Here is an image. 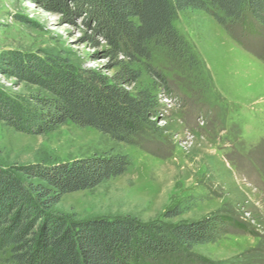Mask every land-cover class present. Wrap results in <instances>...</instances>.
<instances>
[{
	"label": "rangeland",
	"instance_id": "obj_1",
	"mask_svg": "<svg viewBox=\"0 0 264 264\" xmlns=\"http://www.w3.org/2000/svg\"><path fill=\"white\" fill-rule=\"evenodd\" d=\"M81 21L64 18L44 0H0V93L37 92L7 72L8 61L19 57L103 66V44L93 47L84 38L89 30ZM173 25L188 57L150 44L148 64L171 89L167 98L158 90L160 131L142 129L134 143L119 144L70 123L34 134L0 121V167L126 153L131 164L122 175L64 194L58 212L74 220L127 216L158 226L167 241L177 224L222 217L230 224L214 242L188 252L179 247L158 256V264H264V30L250 33L237 24L227 31L198 10L178 12ZM140 69L137 85L157 89Z\"/></svg>",
	"mask_w": 264,
	"mask_h": 264
},
{
	"label": "trees",
	"instance_id": "obj_2",
	"mask_svg": "<svg viewBox=\"0 0 264 264\" xmlns=\"http://www.w3.org/2000/svg\"><path fill=\"white\" fill-rule=\"evenodd\" d=\"M44 1L70 21L81 17L89 30L84 38L93 47L103 44L106 63L75 68L58 57L8 61V73L37 89L25 95L0 93V121L25 133L70 123L93 128L115 143L132 144L142 129L161 130L158 90L171 96L165 77L148 64L150 44L188 57L173 25L178 12H205L227 31L237 24L250 33L264 30V0ZM141 65L157 89L137 85ZM130 164L126 153L110 151L16 170L0 167V259L8 264H158V256L179 247L188 252L214 242L220 227L230 224L217 216L180 223L169 230L167 241L158 226L127 216L74 220L56 209L64 194L120 176Z\"/></svg>",
	"mask_w": 264,
	"mask_h": 264
}]
</instances>
